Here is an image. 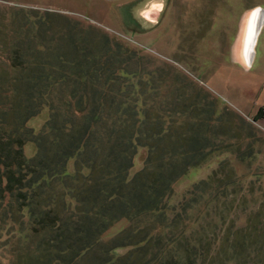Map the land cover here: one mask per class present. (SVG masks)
Here are the masks:
<instances>
[{"label":"trees","instance_id":"16d2710c","mask_svg":"<svg viewBox=\"0 0 264 264\" xmlns=\"http://www.w3.org/2000/svg\"><path fill=\"white\" fill-rule=\"evenodd\" d=\"M38 17L0 16V264H226L231 250L241 255L239 232L217 251L214 174L171 205L175 184L216 149V100L181 81L174 101L146 110L135 88L152 82L130 77L121 92L118 43ZM44 110L35 131L28 123ZM138 149L146 157L129 178ZM120 221L126 227L103 240ZM202 221L215 229L203 240L189 232Z\"/></svg>","mask_w":264,"mask_h":264},{"label":"rangeland","instance_id":"374dc122","mask_svg":"<svg viewBox=\"0 0 264 264\" xmlns=\"http://www.w3.org/2000/svg\"><path fill=\"white\" fill-rule=\"evenodd\" d=\"M258 8L264 12V0H164L163 11L158 0H0V16L7 23L10 19L26 25L37 21V15L38 20H48L50 13L61 24L90 27L118 43L121 56L116 66L127 75L118 80L121 92H128L130 77L135 85L152 82L144 89L140 86L143 95L135 88L146 110L168 104L181 81L195 93L201 89L208 96L205 102L216 100L215 133L210 138L216 149L175 184L171 205L214 174L217 251L229 233L233 238L240 233L236 249H242L241 255L231 250L234 255L229 253L232 260L226 264H264V21L252 60L246 58L250 14ZM165 93L170 96L162 102ZM46 119L44 110L28 126L38 131ZM23 149L27 158L36 151L31 143ZM145 157L146 150L138 149L129 178L142 168ZM126 225L118 222L103 240ZM189 232L203 240L215 229L202 221Z\"/></svg>","mask_w":264,"mask_h":264},{"label":"water","instance_id":"95a60500","mask_svg":"<svg viewBox=\"0 0 264 264\" xmlns=\"http://www.w3.org/2000/svg\"><path fill=\"white\" fill-rule=\"evenodd\" d=\"M256 11V18L254 19V24L250 23L249 20V25H248V33H247V42H246V48H247V43L249 44V40H251V45L249 46V51H248V62L252 60L254 51H253V46L256 42L257 36L261 30V27L263 25L264 21V12L261 8H258Z\"/></svg>","mask_w":264,"mask_h":264},{"label":"bare ground","instance_id":"6f19581e","mask_svg":"<svg viewBox=\"0 0 264 264\" xmlns=\"http://www.w3.org/2000/svg\"><path fill=\"white\" fill-rule=\"evenodd\" d=\"M250 17V23L254 24V19L256 18V11H253ZM247 33V32H246ZM251 45V40H249V44L247 43V48H246V58L248 59V51H249V46Z\"/></svg>","mask_w":264,"mask_h":264},{"label":"clouds","instance_id":"9594fccd","mask_svg":"<svg viewBox=\"0 0 264 264\" xmlns=\"http://www.w3.org/2000/svg\"><path fill=\"white\" fill-rule=\"evenodd\" d=\"M158 6H159L160 10L163 11L164 0H158ZM153 22H155V21H153Z\"/></svg>","mask_w":264,"mask_h":264},{"label":"flooded vegetation","instance_id":"af4514ba","mask_svg":"<svg viewBox=\"0 0 264 264\" xmlns=\"http://www.w3.org/2000/svg\"><path fill=\"white\" fill-rule=\"evenodd\" d=\"M260 114V113H259Z\"/></svg>","mask_w":264,"mask_h":264}]
</instances>
